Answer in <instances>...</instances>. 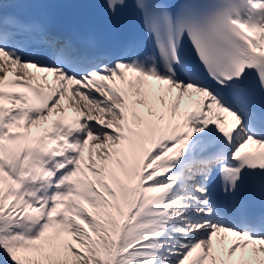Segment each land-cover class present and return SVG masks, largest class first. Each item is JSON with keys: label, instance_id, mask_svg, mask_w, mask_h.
Here are the masks:
<instances>
[{"label": "snow or ice", "instance_id": "snow-or-ice-1", "mask_svg": "<svg viewBox=\"0 0 264 264\" xmlns=\"http://www.w3.org/2000/svg\"><path fill=\"white\" fill-rule=\"evenodd\" d=\"M0 264H264V0H0Z\"/></svg>", "mask_w": 264, "mask_h": 264}]
</instances>
